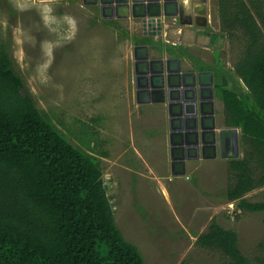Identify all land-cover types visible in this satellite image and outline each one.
<instances>
[{
    "label": "rangeland",
    "instance_id": "obj_1",
    "mask_svg": "<svg viewBox=\"0 0 264 264\" xmlns=\"http://www.w3.org/2000/svg\"><path fill=\"white\" fill-rule=\"evenodd\" d=\"M190 1L189 6L183 4L184 10L197 26L192 8L200 0ZM206 1L211 18L208 14L202 18L213 36L211 51L203 45L185 47L198 63L205 66L201 60H207L214 71L220 67L230 88L247 92L234 73L246 39L241 32L232 38L224 33L219 0ZM96 10L83 0H0V52L9 55L43 118L73 147L97 161L116 224L145 264H231L221 252L197 246L198 237L213 221L236 233L241 253L252 264H260L264 212L241 210L239 202L228 201L227 192L236 183L231 161L204 160L186 175L173 176L167 107L137 103L135 48L148 43L149 50L158 52L154 58L150 50V59H167L162 50H182L173 47L179 44L173 36L176 28H191L166 21L172 36L163 32L154 42V36L143 37L139 21L104 20ZM216 99L222 103L217 92ZM221 103L218 118L223 125ZM259 175L256 172L255 178ZM244 200L264 203V187Z\"/></svg>",
    "mask_w": 264,
    "mask_h": 264
},
{
    "label": "trees",
    "instance_id": "obj_2",
    "mask_svg": "<svg viewBox=\"0 0 264 264\" xmlns=\"http://www.w3.org/2000/svg\"><path fill=\"white\" fill-rule=\"evenodd\" d=\"M219 15L224 33L232 38L241 32L246 39L234 73L247 92L230 88L220 67L215 73L224 126L241 130L244 148L243 159L230 163L236 183L227 199L263 213L264 203L244 197L264 187V0H219ZM102 178L97 161L43 118L2 50L0 264H145L120 232ZM197 246L221 252L231 264H252L237 234L215 221Z\"/></svg>",
    "mask_w": 264,
    "mask_h": 264
},
{
    "label": "water",
    "instance_id": "obj_3",
    "mask_svg": "<svg viewBox=\"0 0 264 264\" xmlns=\"http://www.w3.org/2000/svg\"><path fill=\"white\" fill-rule=\"evenodd\" d=\"M104 20H136L143 33L160 36L166 21L183 24L180 0H83ZM201 14H205L201 10ZM136 99L140 105H166L169 117L171 173L186 175L187 163L238 160V129H218L212 72L185 71L180 59H150L148 46L134 50Z\"/></svg>",
    "mask_w": 264,
    "mask_h": 264
},
{
    "label": "crops",
    "instance_id": "obj_4",
    "mask_svg": "<svg viewBox=\"0 0 264 264\" xmlns=\"http://www.w3.org/2000/svg\"><path fill=\"white\" fill-rule=\"evenodd\" d=\"M183 0H181L182 2ZM184 5H189L191 3L190 0H184ZM208 1L206 0H200V2H196L194 5H193V11L196 15V18L197 17H201L204 16V15H209V17L211 18V8H210V5H208ZM197 7V8H196ZM187 8V6H186ZM201 10H204L205 14H201ZM99 12V9L96 10ZM183 13V16L185 18L188 17V21H186L184 24L191 28V29H188L186 30V28H183V27H179V28H176L174 27V29L176 28V30H179L178 32L174 31L173 33H175L173 36L176 37V41L179 43L177 45H173V47H178V48H182V50L178 51V50H175L174 52L173 51H168V50H162V53L164 52V57L169 59V58H177V59H180L181 62H182V66H183V69L185 71H190L192 69V67H195L196 68V71H204V72H212L214 74V83H216V76H215V71L213 69V66L212 64L207 61V60H201V62L203 61L205 64L202 65L201 63H198L196 61V58L195 57H192L191 54H189V52L187 51L186 47H185V44H192V45H203V49L205 51H211V41L213 39V36L212 34H208L206 31L207 29L209 28L208 25H206L208 22H205L201 25V24H197V26H200V27H197L195 26V21L193 20V18H191V16H186V11L184 10ZM183 18V19H185ZM190 18V19H189ZM113 21H116V22H134L133 20H129V19H126V20H118V19H115ZM193 21V22H192ZM166 24V23H165ZM193 28L194 29H197L195 31H193ZM171 29V28H170ZM169 29V32H167V28H166V25H164V29H163V32L165 33V36L166 34L170 37L172 36L173 33H171L172 31H170ZM188 32V35L186 36L185 38V33ZM192 32V33H191ZM171 33V34H170ZM163 35V34H162ZM162 35L160 36H157V37H154L155 39L153 40L154 42L156 41V39H159L162 37ZM143 37L145 39H149L151 40V36H148V35H145L143 34ZM168 40V39H167ZM164 42H166V39L164 38ZM209 43V44H208ZM166 44V43H165ZM145 46H147L146 44H144ZM168 45V44H166ZM150 46V45H149ZM150 50H151V54L153 56H155L154 58H156L158 55V52H155L154 49H152L150 47ZM166 51L168 52V54L166 53ZM170 53V54H169ZM175 54V56H174ZM178 54H180L178 56ZM162 55V54H161ZM184 55V57H183ZM201 64V65H200ZM220 101L216 99V90H215V110H216V123H217V127L218 129H224L225 126H224V115H223V125H220V121H219V118H218V114H219V111H220ZM223 104V103H221ZM223 112H224V106H223ZM222 112V113H223ZM223 126V127H222ZM217 161H222L220 157H218V159L216 160H213L211 161L212 163H216ZM198 163H205L204 160H200V162H191V163H188L187 165V170H190L191 168L194 167V165L198 164Z\"/></svg>",
    "mask_w": 264,
    "mask_h": 264
},
{
    "label": "flooded vegetation",
    "instance_id": "obj_5",
    "mask_svg": "<svg viewBox=\"0 0 264 264\" xmlns=\"http://www.w3.org/2000/svg\"><path fill=\"white\" fill-rule=\"evenodd\" d=\"M183 4H184V2H183ZM183 4L181 3V10H182V12H184V9H185V6H183ZM196 20H197V24H201V25L205 22L203 19H201L199 17H197ZM186 21H188V17L185 18V19H183V23H185ZM173 23H174V25L176 24V22H173ZM177 23H178V21H177Z\"/></svg>",
    "mask_w": 264,
    "mask_h": 264
},
{
    "label": "bare ground",
    "instance_id": "obj_6",
    "mask_svg": "<svg viewBox=\"0 0 264 264\" xmlns=\"http://www.w3.org/2000/svg\"><path fill=\"white\" fill-rule=\"evenodd\" d=\"M199 2V1H198ZM189 6V5H188ZM197 8V7H196ZM193 22V21H192Z\"/></svg>",
    "mask_w": 264,
    "mask_h": 264
}]
</instances>
